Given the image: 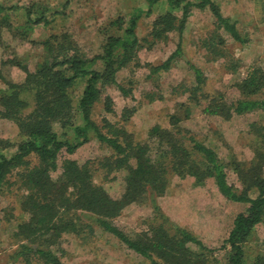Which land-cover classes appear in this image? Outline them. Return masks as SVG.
I'll return each mask as SVG.
<instances>
[{
	"label": "trees",
	"instance_id": "trees-1",
	"mask_svg": "<svg viewBox=\"0 0 264 264\" xmlns=\"http://www.w3.org/2000/svg\"><path fill=\"white\" fill-rule=\"evenodd\" d=\"M70 1L60 11L43 0L0 3V121L13 123L19 136L16 142L0 137V191L16 192L15 208L21 215L12 221L7 219L11 223V264H64L57 253L63 235L82 236L91 233L93 225L111 233L149 264H246V246L254 237L256 226L264 220L263 124L249 125L254 140L251 157L246 161L234 158L228 165L213 148L181 125L189 116V109H185L184 115L170 114L168 127L151 126L146 141L136 139L124 125L118 127L110 119L98 123L92 112L102 101L104 111L112 113V99L104 95L105 89L115 86L123 95L130 93L118 81L117 73L130 65L141 67L138 55L145 45L147 49L166 42L172 32H177L178 42L169 56L157 65L148 64L151 75L171 68L182 56V33L194 9L208 10L212 15V29L202 39V47L212 59H225V69L235 70L239 66L226 40L245 45L248 33L222 13L216 0H145L144 5L134 6L128 12L119 9L99 22L97 53L87 54L73 33L64 29L32 38L38 27L49 28L58 15L64 14ZM155 5L165 6V10L152 20L148 33L140 38L139 20L150 16ZM5 34L40 49L35 65L30 67L4 44ZM189 67L194 83L187 89L188 99L197 105L205 77L196 65L190 63ZM12 68L13 72H23L22 79H14L9 73ZM79 83L83 87L76 93ZM234 87L239 95L230 102L223 91L203 93V113L229 120L234 115L264 112L261 66L249 67ZM122 111L123 122H127L135 107H124ZM92 138L108 146L110 154L93 164H79L69 156L63 157ZM229 166L239 186L229 182ZM97 168L107 173L124 172V189L119 197L110 196L94 182L93 171ZM172 176H190L195 186L212 178L224 198L247 204L244 211L235 215L218 248L226 250L223 261L216 248L205 245L193 232L174 224L160 211L155 197L166 192ZM147 198L155 212L147 228L133 236L114 224L113 220L126 206L143 203ZM253 264H264V252L254 255Z\"/></svg>",
	"mask_w": 264,
	"mask_h": 264
},
{
	"label": "rangeland",
	"instance_id": "rangeland-1",
	"mask_svg": "<svg viewBox=\"0 0 264 264\" xmlns=\"http://www.w3.org/2000/svg\"><path fill=\"white\" fill-rule=\"evenodd\" d=\"M32 0H0L2 4H28ZM57 11L63 9L67 0H43ZM225 16L237 21L242 32H247L249 40L245 45H238L231 39L226 44L231 55L237 59L239 66L235 70L225 69L223 58L212 59L208 51L202 47V39L212 29L213 17L208 10L194 9L185 30L182 33V56L167 71L150 74V64L157 65L164 61L178 42V33L172 32L169 39L147 45L139 52L141 67L128 66L117 73V79L130 93L123 95L115 86L105 89L104 95L112 99L113 112L103 109L102 101L98 102L92 112L93 118L102 123V119L116 122V126L124 125L133 137L146 141L148 129L153 125L169 126L172 113L184 115L190 110L189 116L181 122L200 141L213 148L218 157L229 165V161L237 159L246 161L251 157L254 145L253 135L249 131L251 122L264 125V112L234 115L229 120L203 113L204 95L216 90L223 91L230 102L239 95L234 82L243 77L249 67L259 65L264 69V0H216ZM145 0H71L64 14L56 17L49 28L38 27L32 38L45 37L51 31L61 29L71 31L79 46L89 53H97L100 48L98 33L99 22L115 14L117 10L128 12L134 6L144 5ZM165 6L155 5L148 17L139 20L138 36L144 37L152 24V20L164 12ZM62 31V30H61ZM6 44L31 67L35 65L40 49L27 41L13 38L5 34ZM3 46L0 47L2 55ZM192 63L203 71L205 82L198 92L200 104L193 105L188 99V87L194 83V75L189 67ZM230 63V62H229ZM149 64V65H148ZM9 72L14 79L20 80L23 72L20 69ZM128 81H131L130 83ZM0 83V87H2ZM83 84L79 83L76 93ZM205 93V94H203ZM184 103V104H181ZM192 104V105H191ZM135 107L130 119L123 122V108ZM58 126H56V129ZM0 137L12 142L19 139L16 126L9 121H0ZM110 154V148L97 139L81 145L71 157L79 164L86 161L92 164ZM60 164V162H59ZM229 182L239 186L231 166L227 167ZM55 172L53 175H56ZM96 184L102 185L110 196L119 197L124 189V172L107 173L99 168L93 171ZM190 176L180 178L172 176L166 192L155 197L156 204L174 224L182 226L196 236L205 245L216 248V254L223 261L226 250L218 248L222 245L232 227L238 212L244 211L245 203L233 202L224 198L216 188L214 180L207 178L204 185L195 186ZM19 196V194H18ZM16 192L0 191V264H11L8 259L11 239V223L7 219L20 218L16 206ZM7 212L13 213L8 217ZM154 209L150 198L143 203H131L113 220L114 224L129 235L144 230L154 220ZM264 252V220L256 226L255 235L246 246L247 263L253 264L254 255ZM57 253L64 264H149L148 260L126 247L121 241L102 228L93 225L91 233L82 236L64 234Z\"/></svg>",
	"mask_w": 264,
	"mask_h": 264
}]
</instances>
